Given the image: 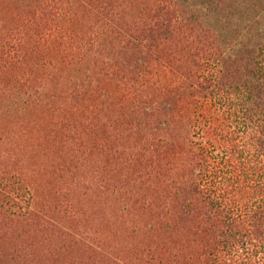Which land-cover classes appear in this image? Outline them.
Wrapping results in <instances>:
<instances>
[{"label":"trees","instance_id":"obj_1","mask_svg":"<svg viewBox=\"0 0 264 264\" xmlns=\"http://www.w3.org/2000/svg\"><path fill=\"white\" fill-rule=\"evenodd\" d=\"M182 2L0 0V264H264V40Z\"/></svg>","mask_w":264,"mask_h":264},{"label":"rangeland","instance_id":"obj_2","mask_svg":"<svg viewBox=\"0 0 264 264\" xmlns=\"http://www.w3.org/2000/svg\"><path fill=\"white\" fill-rule=\"evenodd\" d=\"M182 3L184 8L190 5L197 13L206 15L211 26L227 34L226 41L239 40L237 33H244L242 40L252 44L264 40V0H184Z\"/></svg>","mask_w":264,"mask_h":264}]
</instances>
